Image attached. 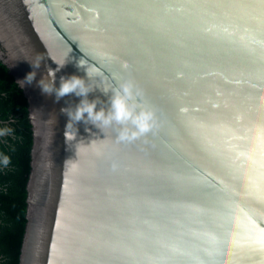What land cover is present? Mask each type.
<instances>
[{"label": "water", "instance_id": "95a60500", "mask_svg": "<svg viewBox=\"0 0 264 264\" xmlns=\"http://www.w3.org/2000/svg\"><path fill=\"white\" fill-rule=\"evenodd\" d=\"M37 56L36 80L63 61L57 86L85 78L89 100L130 83L155 126L121 141L118 125L78 122L66 142L60 109L79 98L20 88L32 147L19 264H264V0H0L15 82ZM81 59L100 76L87 81Z\"/></svg>", "mask_w": 264, "mask_h": 264}, {"label": "clouds", "instance_id": "9594fccd", "mask_svg": "<svg viewBox=\"0 0 264 264\" xmlns=\"http://www.w3.org/2000/svg\"><path fill=\"white\" fill-rule=\"evenodd\" d=\"M75 67L79 70L82 69L85 73L87 81L99 77L100 72L96 67L86 66L84 60H74ZM32 71L28 72L22 80H18L16 84L20 88L25 85H31L36 80L37 71L42 65V57L37 56L34 61L29 63ZM66 63L59 62L56 68L47 69L46 75H41L39 80H36L37 87L40 88L43 94L52 96L54 95L55 101L71 94L79 98L78 103L74 107L71 105L63 107L60 112L68 117L65 125L64 137L66 142H71L76 139L77 128L75 132L71 129L78 122L85 125H92L99 129L104 134V129L112 125H118L117 138L121 141L132 140L151 132L155 126L154 114L150 110L141 107L135 103L134 96H138L139 92H133V86L130 83H120L117 87L108 85L100 89L101 93L107 97L106 101H101L99 98L89 100L88 95L94 89L86 83L85 78L75 74L60 76L59 85L57 86L56 74L64 68ZM130 101H132L130 103ZM106 103L107 108L98 105ZM15 123V118H11L7 124L0 127V137L11 136L14 133V128L9 126ZM90 130L86 127L85 132ZM87 147V145H84ZM79 151V147L76 149ZM11 157L7 154L0 153V165L7 168L11 164ZM71 162V159H69ZM264 251V248L261 249ZM204 264V262H200Z\"/></svg>", "mask_w": 264, "mask_h": 264}, {"label": "trees", "instance_id": "16d2710c", "mask_svg": "<svg viewBox=\"0 0 264 264\" xmlns=\"http://www.w3.org/2000/svg\"><path fill=\"white\" fill-rule=\"evenodd\" d=\"M11 136L0 137V153L11 157V164L0 165V264H19L26 226V184L30 173L32 128L28 103L23 91L0 61V127L11 118Z\"/></svg>", "mask_w": 264, "mask_h": 264}]
</instances>
